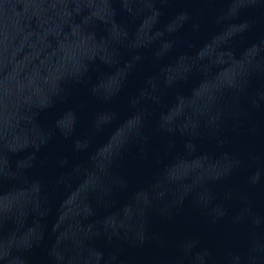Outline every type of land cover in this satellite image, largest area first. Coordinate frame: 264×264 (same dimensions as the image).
<instances>
[{
    "label": "water",
    "instance_id": "obj_1",
    "mask_svg": "<svg viewBox=\"0 0 264 264\" xmlns=\"http://www.w3.org/2000/svg\"><path fill=\"white\" fill-rule=\"evenodd\" d=\"M0 264H264V0H0Z\"/></svg>",
    "mask_w": 264,
    "mask_h": 264
}]
</instances>
